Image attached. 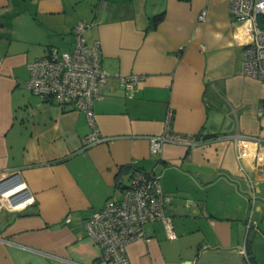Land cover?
<instances>
[{"label": "crops", "instance_id": "crops-1", "mask_svg": "<svg viewBox=\"0 0 264 264\" xmlns=\"http://www.w3.org/2000/svg\"><path fill=\"white\" fill-rule=\"evenodd\" d=\"M79 22L106 71L139 78L132 95L115 78L102 86L92 112L104 140L87 147L83 110L25 86L27 63L71 49ZM248 39L228 0H0V173L18 170L25 184L13 203L30 199L0 208V264L92 263L99 248L84 220L134 169L172 195L176 237L146 223L127 264H258L247 221L264 215V80L241 72ZM168 110L173 132L200 141L153 155L148 136L163 132Z\"/></svg>", "mask_w": 264, "mask_h": 264}, {"label": "built area", "instance_id": "built-area-1", "mask_svg": "<svg viewBox=\"0 0 264 264\" xmlns=\"http://www.w3.org/2000/svg\"><path fill=\"white\" fill-rule=\"evenodd\" d=\"M228 11L232 19L249 32L241 72L264 80V0H228ZM205 17L206 11L202 10L197 18L201 21ZM87 26L83 22L74 26L71 49H51L46 55L28 62L29 75L25 81L32 94L60 107L71 106L86 113L91 130L83 140L85 147L104 140L92 112L93 100L98 97L102 86L115 78L132 95L139 79L136 75H112L103 68L100 41L96 39L90 45L87 43L84 35ZM171 117L172 111L168 110L163 132L148 136L153 155H159L167 143L191 147L200 141L197 135L173 132ZM249 184L253 204L255 188L251 181ZM24 188L18 170L0 173V208L19 210L28 204L29 198L13 203L14 196ZM171 198V194L162 191L157 174L134 169L119 194L109 197L101 208L92 211L84 220L87 235L99 248L97 257L90 264H127V245L145 238L144 226L150 221H161L167 237L174 239L172 220L165 213V206ZM70 219V215H66L65 221ZM255 224L250 213L247 227Z\"/></svg>", "mask_w": 264, "mask_h": 264}, {"label": "rangeland", "instance_id": "rangeland-1", "mask_svg": "<svg viewBox=\"0 0 264 264\" xmlns=\"http://www.w3.org/2000/svg\"><path fill=\"white\" fill-rule=\"evenodd\" d=\"M258 220V225L255 224L253 229H257L253 234L249 233V243L253 250V256L258 264H264V215L255 212L253 219ZM255 220V221H256Z\"/></svg>", "mask_w": 264, "mask_h": 264}, {"label": "trees", "instance_id": "trees-1", "mask_svg": "<svg viewBox=\"0 0 264 264\" xmlns=\"http://www.w3.org/2000/svg\"><path fill=\"white\" fill-rule=\"evenodd\" d=\"M163 14L160 13L152 18V21L150 23V27H154L158 24V22L162 19Z\"/></svg>", "mask_w": 264, "mask_h": 264}]
</instances>
